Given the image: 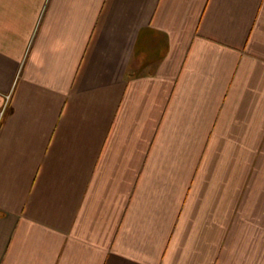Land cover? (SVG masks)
I'll return each instance as SVG.
<instances>
[{
	"label": "crops",
	"instance_id": "obj_1",
	"mask_svg": "<svg viewBox=\"0 0 264 264\" xmlns=\"http://www.w3.org/2000/svg\"><path fill=\"white\" fill-rule=\"evenodd\" d=\"M0 264H264V0H0Z\"/></svg>",
	"mask_w": 264,
	"mask_h": 264
}]
</instances>
